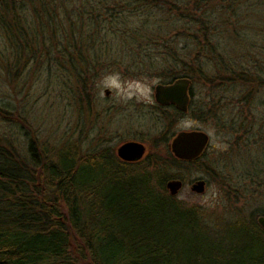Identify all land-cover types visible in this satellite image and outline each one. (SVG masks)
Instances as JSON below:
<instances>
[{
	"label": "trees",
	"instance_id": "16d2710c",
	"mask_svg": "<svg viewBox=\"0 0 264 264\" xmlns=\"http://www.w3.org/2000/svg\"><path fill=\"white\" fill-rule=\"evenodd\" d=\"M205 4L0 0V80L32 78L30 88L46 96L49 109L63 106L90 119L99 112L105 74L202 79L196 53L210 39L198 15ZM184 34L204 43L181 45ZM152 108L163 131L184 113ZM212 109L199 112L214 118ZM31 123L21 108L0 103V264H264L262 214L230 219L168 193L166 181L182 180L184 169L217 177L205 151L177 159L162 134L143 157L123 161L102 140L84 147L65 132L52 143ZM223 185L231 187L230 180Z\"/></svg>",
	"mask_w": 264,
	"mask_h": 264
},
{
	"label": "rangeland",
	"instance_id": "374dc122",
	"mask_svg": "<svg viewBox=\"0 0 264 264\" xmlns=\"http://www.w3.org/2000/svg\"><path fill=\"white\" fill-rule=\"evenodd\" d=\"M198 15L203 18L204 30L210 32L205 52L196 53L204 77L192 80V108L174 116L167 131L154 118V85L161 83L156 78L124 79L116 73L105 74L98 85L99 112L90 119L78 117L63 106L51 104L49 109L51 102L46 96L30 88L32 78L26 83L20 80L18 85L0 80V103L21 108L39 134L52 143L67 132L80 137L84 147L100 140L117 147L132 139L145 143L150 150L159 135L170 143L179 131H204L209 136L205 162L217 166V177L209 178L193 168L182 170L183 184L176 198L230 219L251 212L264 215V0H206ZM178 41L181 45L198 43L191 42L186 34ZM200 42L204 43L202 39ZM225 72L234 73L231 81ZM106 89L109 95L104 94ZM244 94L249 103L246 109L236 103ZM208 106H212L214 118L199 112ZM200 178L206 188L197 193L191 186ZM227 179L229 188L223 185Z\"/></svg>",
	"mask_w": 264,
	"mask_h": 264
},
{
	"label": "water",
	"instance_id": "95a60500",
	"mask_svg": "<svg viewBox=\"0 0 264 264\" xmlns=\"http://www.w3.org/2000/svg\"><path fill=\"white\" fill-rule=\"evenodd\" d=\"M191 80L188 77H178L169 83H157L154 85V99L159 104H173L178 110L185 112L189 102L188 89ZM110 90L104 91L109 95ZM209 144V136L206 132L193 129L189 131H179L171 140L170 150L176 158L182 160H192L199 157ZM148 146L138 140H125L116 147V155L123 161H134L144 156ZM182 180L178 178L168 179L165 187L170 195H176L182 187ZM206 182L200 178L195 180L191 189L197 193L204 192ZM257 223L264 230V216L259 215Z\"/></svg>",
	"mask_w": 264,
	"mask_h": 264
},
{
	"label": "flooded vegetation",
	"instance_id": "af4514ba",
	"mask_svg": "<svg viewBox=\"0 0 264 264\" xmlns=\"http://www.w3.org/2000/svg\"><path fill=\"white\" fill-rule=\"evenodd\" d=\"M240 79L239 80H244L245 81V78L242 76H240L239 77ZM238 81V80H237ZM241 82H243V81H241ZM169 83V82H168ZM192 81H191V83H190V86H189V89H188V93H189V102H188V105H187V110L185 111V112H187V111H189V108L192 106V104H193V97H194V92H193V90H192ZM248 92V91H247ZM245 95V96H244ZM244 95H242V98H240V100L239 101H237L236 103H239V104H241V107H244V109H246V108H248V104L249 103H247L248 101L246 100V94H244ZM155 103L156 104H158V105H172L173 106V104H171V103H169V104H159V103H157L156 101H155ZM175 107V106H174ZM239 108L240 110L242 109V108ZM176 108V107H175ZM177 109V108H176ZM180 111V110H179ZM182 112V111H181ZM184 112V113H185ZM193 130V129H192ZM176 134H174L173 135V137L175 136ZM170 144V143H169ZM169 149H170V146H169ZM171 151V150H170ZM172 153V152H171ZM173 154V153H172ZM177 159H179V158H177Z\"/></svg>",
	"mask_w": 264,
	"mask_h": 264
}]
</instances>
